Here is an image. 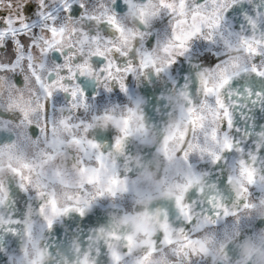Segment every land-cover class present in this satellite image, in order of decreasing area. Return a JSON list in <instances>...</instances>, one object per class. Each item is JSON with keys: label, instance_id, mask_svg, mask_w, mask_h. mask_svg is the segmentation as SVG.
I'll return each instance as SVG.
<instances>
[{"label": "clouds", "instance_id": "9594fccd", "mask_svg": "<svg viewBox=\"0 0 264 264\" xmlns=\"http://www.w3.org/2000/svg\"><path fill=\"white\" fill-rule=\"evenodd\" d=\"M0 264H264V0H0Z\"/></svg>", "mask_w": 264, "mask_h": 264}, {"label": "flooded vegetation", "instance_id": "af4514ba", "mask_svg": "<svg viewBox=\"0 0 264 264\" xmlns=\"http://www.w3.org/2000/svg\"><path fill=\"white\" fill-rule=\"evenodd\" d=\"M27 11H28L29 13H31V12L33 11V7H32V6H29L28 9H27ZM213 62H214V61H213Z\"/></svg>", "mask_w": 264, "mask_h": 264}]
</instances>
